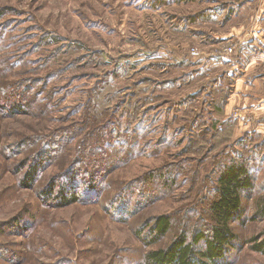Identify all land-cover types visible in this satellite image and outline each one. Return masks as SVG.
Listing matches in <instances>:
<instances>
[{
  "label": "rangeland",
  "instance_id": "obj_1",
  "mask_svg": "<svg viewBox=\"0 0 264 264\" xmlns=\"http://www.w3.org/2000/svg\"><path fill=\"white\" fill-rule=\"evenodd\" d=\"M235 162L226 264H264V0H0V264H147Z\"/></svg>",
  "mask_w": 264,
  "mask_h": 264
},
{
  "label": "trees",
  "instance_id": "obj_2",
  "mask_svg": "<svg viewBox=\"0 0 264 264\" xmlns=\"http://www.w3.org/2000/svg\"><path fill=\"white\" fill-rule=\"evenodd\" d=\"M95 115H90V124L96 121ZM40 169V168H39ZM38 169L33 166L26 174L25 183L36 181ZM248 170L241 163H233L225 166L220 174L219 185L216 187L217 198L209 206L212 226L207 232H199L187 243L184 234H180L170 243L168 247L149 250L146 255L147 264H226V253L233 244L237 236L231 228V221L236 212L241 209V193L244 189L253 186ZM61 195L57 200L61 206H68L77 202L75 194L65 195L61 189ZM49 190L44 194L47 195ZM50 194V193H49ZM259 212L264 215V205ZM170 217L160 215L156 218L154 226L151 228L155 232V237L165 236L169 230ZM202 242V243H200ZM200 243V244H199ZM199 244V245H198ZM257 251L264 253V242L254 245Z\"/></svg>",
  "mask_w": 264,
  "mask_h": 264
}]
</instances>
